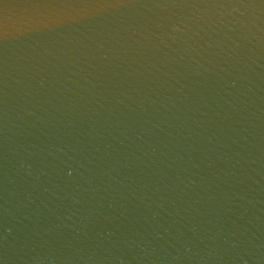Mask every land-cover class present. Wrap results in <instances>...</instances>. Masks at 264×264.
Listing matches in <instances>:
<instances>
[{"label": "water", "instance_id": "95a60500", "mask_svg": "<svg viewBox=\"0 0 264 264\" xmlns=\"http://www.w3.org/2000/svg\"><path fill=\"white\" fill-rule=\"evenodd\" d=\"M0 264H264V0H0Z\"/></svg>", "mask_w": 264, "mask_h": 264}]
</instances>
